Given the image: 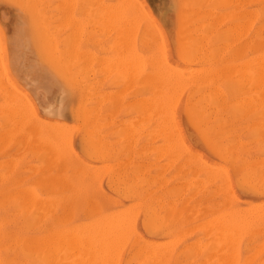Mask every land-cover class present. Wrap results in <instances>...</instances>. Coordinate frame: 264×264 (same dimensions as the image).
Listing matches in <instances>:
<instances>
[{"label": "rangeland", "instance_id": "1", "mask_svg": "<svg viewBox=\"0 0 264 264\" xmlns=\"http://www.w3.org/2000/svg\"><path fill=\"white\" fill-rule=\"evenodd\" d=\"M27 1L0 0V66L2 65L3 67L0 68V72L3 74V76H6L4 78L5 81H7L5 82L4 78L2 80L1 73L0 79L4 82L5 86L8 89H10V87H13L12 85H14L17 92L14 91L15 89L13 90V88H11L12 90L10 91L12 97L16 98L17 95H22L23 98V94H25L24 98H26V102L30 103V105L32 106L30 107V112L32 114L26 110L23 112L25 115L27 114V116L30 117L26 118L24 114H20L26 119L21 118L20 120H22V122L20 120L19 122H16L21 116H19L18 113L16 115L15 113H13V115H15L14 117L13 115L11 116L12 113L9 115L6 109L7 106L5 105L7 104V102H5L6 98L4 99L5 95H3L5 93L0 91V128L3 129H0V229L4 233L3 235H5V239L0 240V257L3 260L2 264H98L99 262V264H231L234 261V264H251L252 262H254V259L255 261H258V264H264V242L260 243L261 245L259 246H262L261 248L258 246V241H264V220H262L264 219V214H261L262 212L264 213V203H262L264 201V158L262 157L264 156V105L259 107V111L250 110L249 112H244V110L249 107L248 102H246L247 98L252 97L253 94L258 90V87L254 81V76L252 75L251 68L253 64L256 63L259 58H262L264 55V22L262 21L264 19L261 17H264V12L262 11L263 15H261L260 10L257 9V6H264V4H261L262 6L259 5L261 2L264 3V0H262L261 2L260 0H232L233 2H231V0ZM242 2L245 5L242 4ZM255 3H257L258 5H256ZM233 5L234 7L231 9L229 6ZM244 6L247 7L244 8ZM238 7L240 9H237ZM253 7L255 8V10L257 9V12L253 9ZM261 10L264 9L261 8ZM258 12L261 16L257 14ZM118 17L120 19H118ZM148 17H154L155 21L158 23L149 22ZM259 17H261L262 20ZM132 19H136V21H132ZM113 21H115L117 24L115 22L113 23ZM244 21H246L248 25H246V22ZM258 21L261 22L259 23ZM131 22L132 24L134 22L136 24L134 23V25H132ZM257 22L260 24V26L258 24L259 27H255V24L257 25ZM145 24H147V26ZM196 25H198V27ZM238 25L241 26L240 28L242 29L237 27ZM134 26L136 29L134 28ZM232 27L233 29H231ZM236 27L239 30L236 29ZM129 28H133L135 30L134 31L132 29V32L134 34ZM128 29L131 33L126 32ZM231 32L233 33L231 34ZM258 32H260L259 34L261 36H259ZM128 33L132 36V38L131 36L127 35ZM121 34H126V37H121ZM197 35L198 37H196ZM159 36L161 39L159 38ZM115 38H117V43L122 42V44H117ZM120 38L123 39L118 41V39ZM235 39L237 40L234 41ZM261 40H263V43H261ZM123 42L125 45L123 44ZM161 45H163V48L161 47ZM157 47H159L160 51L161 49L164 51L165 56L159 53L160 51ZM232 48L233 50H235L234 52L231 51ZM133 49L135 50L134 52H132L135 55V61H137L136 55L138 57L139 54V57H142L138 59L141 63L138 61L136 62V64H139V67H142L141 69H138V64H134L135 61L130 62L132 61L130 59L133 57H131L129 61L127 59L130 57L129 54H132L131 51H133ZM228 49H230V51ZM118 51H122L123 53L121 52V54ZM153 54H155V56H158L155 57L153 56ZM121 55L125 56H123L124 59L127 55H129L126 58L128 67L133 63L132 65L134 66H132V68H137L138 72L139 70H142L141 72H139V74L135 70V73L137 72V78L135 77L134 80H132V78H134L135 76V74L133 76L134 69L133 71H129L132 70V68L129 67V70H125H128V73L123 71V68L121 70L122 64L123 66L124 64L126 65V59L124 61L125 63H123ZM160 55L162 57H159ZM118 56L119 58H117ZM230 56L232 58H230ZM158 58L159 60H161L160 58H162L160 65H162L163 67H160L158 63L159 60L157 62ZM208 58L210 59V61ZM118 59H121V62L117 61ZM150 59H152L153 61L156 59V61L154 62H156L159 66L156 67L157 65ZM112 60H116L118 64L120 63L121 66H117V68L115 69L109 67V69L107 70L108 64L109 66L114 65L112 66L113 68L115 67V65H118L116 61L114 64V61ZM142 60L143 65L141 66ZM164 61L166 62L165 67L167 66L165 69H168V71L170 70L169 75L167 76L165 75V70H163ZM211 62H215L217 65L219 64L223 68L225 67V69L221 71L223 72L225 70V72L222 73L223 75H218L219 80L217 84L215 83L216 85H214L212 89L210 88L212 86L210 84L201 85L196 84L193 81L194 78L200 73L197 70L201 68L199 71L202 72V70L205 67H208ZM238 64H240V68L243 69H240ZM66 65H68L69 67H66ZM168 65L171 69L168 68ZM236 65H238V67ZM244 65H246V69L245 67H242ZM201 66L204 68H202ZM125 68L127 67L125 66ZM99 69H102V71H99ZM118 69L121 71L118 72ZM183 69L188 72L186 73ZM66 70L67 75L66 72H63ZM156 70H158L159 73ZM195 70L198 72V74ZM3 71H5V73H3ZM104 71H106L105 73L107 74V76L104 75ZM161 71L163 72L161 73ZM171 71L176 74L179 73L178 75L180 76H182L181 74L184 73L185 75L183 74V76L185 77H187V75L189 74V78H185L182 76L183 79L186 80V82L184 83L186 86L181 83L175 84L170 82L169 76L172 75ZM189 71H192L195 74L190 76ZM229 71L232 72L230 73ZM74 73L76 74L75 76ZM123 73H126V78ZM153 73L156 74L153 75ZM167 73L168 72H166V74ZM227 73H229L230 75ZM71 75H73V78H70ZM145 75L148 78L145 77ZM237 75H239L238 77L241 76L242 78H239L240 82L239 80H237ZM128 76L130 77V80ZM122 77H124L125 80ZM127 77L128 80L132 82L128 83V80H126ZM149 77H153V79ZM149 79H151L153 83L150 82L151 80L149 81ZM241 81H243V83ZM126 82L130 85H127ZM141 82H143V84ZM155 84H158V86L156 85V87ZM124 85L126 88L124 87ZM192 86H194L195 89ZM176 87L180 88L181 92H179L180 89L178 91ZM120 89H122V91L124 90V93H120ZM146 90L148 91L147 93ZM135 91H138V93L136 92V94ZM154 91L155 93H153ZM169 91H173V94L174 92H177V94L179 95L177 102H175V100L171 101L174 102L173 104L175 106H172L173 104L171 105V103H169L170 100L167 97L168 95H170L171 97L175 98L174 95L177 94L173 95L171 94V92L170 94H167V92ZM18 92L22 94H18ZM75 92H77V95H75ZM139 92L140 94H143L140 95ZM149 94L151 95V100L154 101H150L152 103L150 105V102H148V99L150 98L145 99V97H147ZM219 94H222L223 100L221 99V102L216 105L210 104L209 98H211L212 95L216 97ZM112 95H114L115 99L111 98L113 97ZM17 99H21V96H17ZM97 99H100L99 102ZM142 99H145L143 103H146L147 101L148 103L146 104H148L149 106H145V103L142 106ZM23 100H21V103ZM158 101L161 102V105L158 104ZM163 101L168 102L167 105L166 102ZM26 102H23V105H26ZM211 102L213 101L211 100ZM238 102L242 105H240ZM135 103L136 105H140H138L137 107L136 105L133 106ZM228 103H230L231 105ZM26 106L29 107V105ZM65 106H67L66 110L62 109L60 110L61 113L57 112V108H65ZM164 106L166 107L163 108ZM171 107H173V110L171 109ZM218 107L219 112L217 111ZM151 110L153 111L151 112ZM155 110H157L158 112L154 113ZM166 110L169 113L167 112V114L164 115V113H166ZM171 112L173 114V116H171L173 119L170 118L171 120L169 121L167 118L164 119L165 116L169 118ZM7 115H9V117ZM220 116L222 117V119L220 118ZM143 117L145 118L143 119ZM161 117L163 118V120ZM160 119L162 121H160ZM218 119H221V121H219ZM4 120L6 122L3 123L2 121ZM47 120L51 123H48ZM172 120L174 123L173 125L175 126L171 128L170 126H172ZM244 121L246 124L244 123ZM65 123L66 125L69 124L70 126H65ZM167 123L170 124L169 127H161L163 125L166 127L168 125ZM215 123H218L219 125H215ZM74 125H77L78 127H75ZM159 126L161 128H159ZM201 126H204L202 128H204V130L208 132L210 137L212 136V139L215 138L214 141H216L217 144L225 148L224 151L227 152L228 155H232L224 156V154L219 153L208 142L205 134L201 129ZM153 127L156 129H154ZM27 128L29 129L26 130ZM30 128H32V130H30ZM55 128L57 131H55ZM174 128L176 129V131L172 130ZM219 129L222 130L219 131ZM51 130L53 132L55 131V133H51ZM249 130L251 131L250 133ZM34 131L36 132V134L34 133ZM155 131H162L161 133L165 131V133L169 132V134L159 133L156 136L158 132ZM153 132H155L156 134L153 135ZM97 134H99L100 136ZM172 135L177 136V142H175L176 137H173L175 139V147H172L173 145H169L171 143L174 144L172 142L173 138L170 137ZM54 136L55 138H53ZM168 136L170 138H168L169 140L167 139ZM179 136L180 139L178 138ZM248 136L250 138H246ZM56 137L58 138L56 139ZM216 137L218 138V141ZM227 137L228 139L232 137V139L228 140ZM93 138L96 141L93 140ZM104 138H106V140ZM245 138L246 140H244ZM181 140L182 144L180 142ZM54 141H56V143L58 144L54 143ZM64 141L67 142V144L64 143ZM168 141H171V143H166ZM222 141H225V143L223 144ZM69 142L70 144L68 145ZM162 142L163 144L165 142L166 145H162ZM220 142H222V144H220ZM258 142L260 143L258 144ZM1 143L4 144V146L1 145ZM65 144L66 146H63ZM123 145H125V147ZM51 146H53V149L50 148ZM172 148L173 150H171ZM56 149L61 153L57 152ZM162 149H166L167 151H164ZM50 150L52 152H50ZM237 151L238 153H236ZM258 151H260L261 153L259 152V154H257ZM248 152L250 154H248ZM50 153L52 154V156ZM54 153L55 155H53ZM98 153H100L101 155ZM123 153H126V155H124L125 157L122 156ZM137 153L139 156L137 155ZM158 153H161V156H158ZM151 155L154 156L152 157ZM189 155L191 157L193 155L194 159ZM242 155L244 156V158L242 157ZM246 155L249 159L251 158V160L247 159ZM173 156H176L175 158L177 159H175ZM50 157L52 158L50 159ZM256 157H258V159ZM173 158L174 160L172 161ZM199 158L203 160L200 161L201 159L199 160ZM49 160L51 161V163ZM146 160L149 161V164ZM179 161L182 164H180ZM168 162H170L169 165ZM247 162H249V164L251 162V164L249 165ZM58 163H60V165ZM97 163H100L102 166ZM162 163L165 164V167H163ZM205 163H207V165ZM236 163L237 167L235 166ZM107 164L108 167H106ZM251 165H254L255 167H252ZM259 165L261 166L259 167ZM139 166L140 168H138ZM234 166L237 168V170L231 169ZM218 167L223 168L221 173V170L218 169ZM206 169L212 170V172H214V170H219V174L224 176L227 175L228 180L224 181L222 186L221 179L210 178L208 173H206L205 171ZM130 174L134 175L132 176ZM238 174H240L241 176ZM31 176L34 179H32ZM119 176H122V178L120 179ZM190 176L192 177V179H190ZM125 177H128L129 180L125 179ZM237 177L242 180L239 181ZM257 178L259 181L257 180ZM207 179H209V181ZM132 181L134 182L132 183ZM5 182L7 186L4 185ZM215 183H217V186ZM48 184L51 186H49ZM125 184L127 185V187H129L126 188ZM257 184L258 186L261 184V186L258 187ZM168 185L169 187L166 188V186ZM256 186L258 187V189ZM217 187L218 189H216ZM135 189L139 190L137 191L138 195L135 192ZM153 194H155L156 196ZM207 194H209L210 196ZM2 196H5L6 198ZM131 196H133V198ZM148 198L149 201H152L149 202ZM204 198L205 200H202ZM214 198L216 201H213ZM251 199L255 201L251 202ZM139 200L142 202H140ZM160 201L162 204L160 203ZM132 202H136L135 205L133 203L132 206ZM154 202L156 204H154ZM205 202L209 203H206V205H204ZM257 202H260L263 205ZM144 203L146 204V206L150 204V207L147 206V209ZM152 204H154V206ZM180 204L181 206H179ZM197 204L199 205V207H197ZM201 204L204 205V209L200 208ZM258 204L263 206H261L262 209ZM155 206L156 209H154ZM205 207L206 209L209 207L213 211L211 209V211L206 210ZM253 207H256L258 210L255 211L256 208H254L253 210ZM125 208L127 211L129 210L128 208H130L129 212L132 216L134 215L135 217H132L131 220L133 219L135 221L132 220L131 222V220L129 219L131 215L128 213L129 218L127 216L126 217L131 222V225L128 226L129 228H127V226L124 227V225L128 223L124 221V225H121V227L127 229L124 231H119L120 224L117 221L113 222L115 220H113V218H117L118 215L123 212V210H125ZM149 208L153 209L149 210ZM185 208L187 209V211H185ZM133 209L137 213H135ZM145 209L149 212L151 210H155V215H151L153 213L152 211V213L150 212L151 214L148 212L145 213ZM181 209H183V213L182 211H180ZM118 210L121 211L119 212ZM131 210L134 213L131 212ZM156 210H158L159 213ZM174 210H176V212ZM172 211L174 212L172 213ZM258 211L261 215L260 218L256 213ZM124 212L121 213L122 216H120L118 220L123 221V219L125 218L123 217ZM177 212L178 214L180 213L182 215L176 214ZM185 212H188V214L186 215H191V218L189 216H185ZM107 213H111V215L109 216ZM174 213L175 216H173ZM79 214L84 215V217L81 215L79 217ZM113 214H115V216ZM116 214L118 215L116 216ZM165 214L169 215L165 216ZM125 215H127V213H125ZM171 215L173 217H170ZM150 216H152V218H150ZM214 216L216 217V219H218L219 217L220 220L222 219V228L219 225L220 223H218L220 221L219 219L218 222L216 220L218 225L216 224V222L214 224ZM104 217L107 218L106 221ZM160 217H162L163 219L162 225V219ZM179 217L181 219H179ZM183 217H186V220ZM165 218H167V220H170V222L168 221V224H166L167 220ZM171 218H175L174 221L173 219L171 220ZM98 220L99 223L100 221H103L104 223L110 220L108 222H111L110 225L108 223H106V225L108 224L109 226H111V224L113 223L112 225L114 226V230H112L113 226L111 227V229H109V227H107L108 225L106 226L104 224L106 227L102 224L100 225L98 223ZM151 220L153 221L152 223ZM209 220L210 222L212 220L213 223L211 224ZM158 221H160V224L158 223ZM227 221L230 224H227ZM237 221L239 223L243 222L244 224H242L241 227H238L239 223L237 225ZM164 222L166 223L164 224ZM199 222H203L206 227H204L203 224L201 225ZM91 223H94V225L95 223L98 224V228L90 230L93 226V224ZM90 224L92 225L91 227H89ZM225 224H227V227L233 226L232 228L230 227V231L225 226ZM48 225L50 226L48 227ZM222 225L225 226L224 230L228 232H225V235L228 234L227 237L231 238V240L230 238L228 239V245V241L226 239L225 242H220V239L224 240V234H222L223 230H221L220 232L218 231L220 229H223ZM234 226L235 228L237 227V230L234 228ZM85 227L89 230L85 229ZM219 227L220 229H218ZM93 228H95V226ZM213 228L214 230H210ZM240 228L242 229L240 230ZM81 229H85V231ZM232 230L235 231V233H232ZM238 230H240V232ZM249 230L250 232H247ZM237 231L238 233H236ZM253 231L256 234L253 233ZM214 232L217 234L218 232L221 233V235L219 234L221 238L216 239V237H214L215 240L213 241V243H210V241L212 242L213 240L212 235L214 234ZM252 233L254 235L258 234L257 238L256 236H254L255 238L253 239ZM232 234L235 237H233ZM248 235L251 236L249 237ZM237 236L238 238L241 236L242 237L238 240ZM246 236H248L249 238H247L248 241L245 240ZM259 238L260 240H256ZM25 239L28 240L27 243L23 242V240ZM232 241L233 243L235 242L234 245L233 243H231ZM245 241H247L246 245L244 244ZM253 242H256V244L254 245ZM34 243L35 245H33ZM236 243L238 245H236ZM250 243L253 244L252 248H250ZM40 244L42 247L40 246ZM232 245L233 247H235L236 252L234 248L230 249ZM243 245H245L244 248H242ZM247 245L248 249L246 250ZM227 246H229L228 250ZM256 246H258V249H260L256 250ZM254 247H256L255 250H253ZM97 248L99 249V251ZM232 250L233 252H231ZM243 250H245V253L247 255L244 254ZM42 251H45V253ZM251 251L255 252L253 253ZM219 252H221L222 254H220ZM230 253L233 254V256L236 253V257L232 258V255H230ZM245 255L247 256V258ZM248 255L250 257H248ZM222 257L225 259V261H223L224 259ZM230 259H232V262L228 261ZM254 263L256 264V262Z\"/></svg>", "mask_w": 264, "mask_h": 264}, {"label": "bare ground", "instance_id": "2", "mask_svg": "<svg viewBox=\"0 0 264 264\" xmlns=\"http://www.w3.org/2000/svg\"><path fill=\"white\" fill-rule=\"evenodd\" d=\"M26 1H27V0H26ZM237 1H238V0H237ZM239 1H240V0H239ZM241 1H242V0H241ZM243 1H246V0H243ZM261 1H262V0H260V2H261ZM27 2H28V1H27ZM231 2H233V1L231 0ZM247 2H248V1H247ZM227 3H228V2H227ZM239 3H240V2H239ZM258 3H259V2H258ZM237 4H238V3H237ZM237 4H236V6H237ZM240 4H241V3H240ZM242 4H244V3L242 2ZM255 4L258 5L257 3H255ZM261 4H264V3L261 2L259 5H261ZM234 5H235V4H234ZM234 5H233V6H229V7L232 9V8L234 7ZM244 5H245V4H244ZM256 5H255V6H256ZM236 6H235V7H236ZM240 6H241V5H240ZM247 6H248V5H247ZM247 6H244V8L247 7ZM261 6H262V5H261ZM257 7H258L257 9L260 10L261 15H263L264 13L262 14V11L264 12V10H261V8L264 9V6H263V7L257 6ZM259 7H260V8H259ZM230 8H229V9H230ZM244 8H241V9H244ZM30 9H31V7H30ZM30 9H29V10H30ZM237 9H240V8L238 7ZM237 9H236V12H237ZM246 9H247V8H246ZM250 9H251V8H250ZM250 9H249V10H250ZM253 9L255 10L254 7H253ZM253 9H251V10H253ZM257 9L255 10L256 12H257ZM234 10H235V9H234ZM247 10H248V9H247ZM247 10H246V11H247ZM254 10H253V11H254ZM230 11H231V10H230ZM243 11H244V10H243ZM233 12H234V11H233ZM238 13H239V10H238ZM246 14H247V13H246ZM257 14H259V12H258ZM243 15H245V14H243ZM253 15H254V13H253ZM259 15H260V14H259ZM261 15H260V16H261ZM196 16H197V15H196ZM233 16H234V15H233ZM115 17H116V16H115ZM245 17H246V16H245ZM261 17L264 19L263 16H261ZM261 17H259V18L261 19ZM111 18H112V16H111ZM113 18H114V17H113ZM126 18H127V17H126ZM132 18H133V17H132ZM191 18H192V17H191ZM256 18H257V17H256ZM116 19H117V18H116ZM118 19H120V18L118 17ZM118 19H117V20H118ZM130 20H131V19H130ZM235 20H237V19H235ZM241 20H242V19H241ZM261 20H262V19H261ZM115 21H116V20H115ZM115 21H113V23H114ZM121 21H123V20H121ZM128 21H129V20H128ZM132 21H136V19H132ZM246 21H247V20H246ZM246 21H244V22H246ZM249 21H250V20H249ZM262 21L264 22V20H262ZM117 22H119V21H117ZM126 22H127V21H126ZM258 22H259V21H258ZM258 22H257V25L255 24V27H256V26H257V27L260 26L259 23H260L261 21H260L259 23H258ZM263 22H262V24H263ZM115 23H116V22H115ZM134 23H135V22H134ZM134 23L132 24V22H131L132 25H134ZM249 23H250V22H249ZM116 24H117V23H116ZM128 24H129V23H128ZM131 24H130V25H131ZM135 24H136V23H135ZM139 24H140V23H139ZM149 24H150V23H149ZM149 24H148V25H149ZM258 24H259V26H258ZM125 25H126V24H125ZM145 25L147 26V24H145ZM145 25H144V26H145ZM199 25H200V24H199ZM246 25H248L247 22H246ZM153 26H155V25H153ZM196 26L198 27V25H196ZM196 26H194V27H196ZM114 27H115V26H114ZM130 27H131V26H130ZM132 27H133V26H132ZM141 27H142V25H141ZM150 27H151V26H150ZM237 27L240 28L241 26L238 25ZM237 27H236V29H238ZM244 27H245V26H244ZM246 27H247V26H246ZM134 28H135V26H134ZM211 28H212V27H211ZM234 28H235V27H234ZM129 29H130L131 32H132V29H133V28H132V29L129 28ZM129 29H128V30H129ZM135 29H136V28H135ZM155 29H156V28H155ZM221 29H222V28H221ZM231 29H233V27H232ZM240 29H242V28H240ZM246 29H247V28H246ZM255 29H256V28H255ZM128 30H127L126 32H130V30H129V31H128ZM133 30H134V29H133ZM156 30H157V29H156ZM203 30H204V29H203ZM208 30H209V28H208ZM212 30H213V29H212ZM238 30H239V29H238ZM262 30H263V29H262ZM134 31H135V30H134ZM204 31H205V30H204ZM233 31H234V30H233ZM257 31H258V30H257ZM38 32H39V31H38ZM42 32H43V31H42ZM131 32H130V33H131ZM211 32H212V31H211ZM247 32H248V31H247ZM255 32H256V31H255ZM132 33H133V32H132ZM135 33H136V32H135ZM196 33H197V32H196ZM200 33H201V32H200ZM232 33H233V32H231V34H232ZM235 33H236V32H235ZM253 33H254V32H253ZM259 33H260V32H258V34H259ZM38 34H39V33H38ZM122 34H123V33H122ZM122 34H121V35H122ZM133 34H134V33H133ZM251 34H252V33H251ZM258 34H257V35H258ZM45 35H46V34H45ZM125 35H126V34L122 35L121 37H123V36H125ZM127 35H129V33H128ZM159 35H160V34H159ZM237 35H238V34H237ZM248 35H249V34H248ZM129 36H131V35H129ZM242 36H243V35H242ZM259 36H261V35L259 34ZM262 36H263V34H262ZM125 37H126V36H125ZM137 37H138V36H137ZM196 37H198V35H197ZM228 37H229V36H228ZM235 37H236V36H235ZM248 37H249V36H248ZM250 37H251V36H250ZM42 38H43V37H42ZM129 38H130V37H129ZM131 38H132V36H131ZM159 38H160V36H159ZM193 38H195V37H193ZM122 39H123V38H122ZM122 39L120 38V39H118V41H119V40H122ZM125 39H126V38H125ZM156 39H157V38H156ZM160 39H161V38H160ZM115 40H116V43H117V38H115ZM126 40H127V39H126ZM129 40H130V39H129ZM198 40H199V39H198ZM215 40H216V39H215ZM229 40H230V39H229ZM236 40H237V39H235L234 41H236ZM123 41H124V40H123ZM158 41H159V40H158ZM160 41H162V40H160ZM251 41H252V40H251ZM251 41H250V42H251ZM113 42H114V41H113ZM113 42H112V43H113ZM124 42H125V41H124ZM124 42H123V44H124ZM137 42H138V41H137ZM133 43H134V42H133ZM145 43H146V42H145ZM234 43H235V42H234ZM251 43H252V42H251ZM253 43H254V41H253ZM261 43H263V40H261ZM117 44H122V42H121V43H117ZM130 44H131V43H130ZM130 44H129V45H130ZM160 44H161V43H160ZM230 44H231V43H230ZM124 45H125V44H124ZM205 45H206V44H205ZM218 45H219V44H218ZM218 45H217V47H218ZM235 45H236V44H235ZM249 45H250V44H249ZM132 46H134V45H132ZM157 46H159V45H157ZM91 47H93V46H91ZM99 47H100V46H99ZM106 47H107V46H106ZM115 47H116V46H115ZM115 47H114V48H115ZM124 47H126V46H124ZM127 47H128V46H127ZM143 47H144V46H143ZM161 47L163 48V45H161ZM187 47H188V46H187ZM212 47H213V46H212ZM224 47H225V46H224ZM104 48H105V47H104ZM108 48H109V47H108ZM112 48H113V47H112ZM131 48H132V47H131ZM157 48H158V50L160 51L159 47H157ZM93 49H94V48H93ZM124 49H125V48H124ZM186 49H187V48H186ZM192 49H193V48H192ZM204 49H205V48H204ZM216 49H217V48H216ZM96 50H97V48H96ZM96 50H95V51H96ZM98 50H99V49H98ZM193 50H194V49H193ZM228 50L230 51V49H228ZM238 50H239V49H238ZM253 50H254V49H253ZM95 51H94V52H95ZM105 51H106V50H105ZM122 51H123V50H122ZM122 51H121V52H122ZM130 51H131V50H130ZM130 51H129V52H130ZM134 51H135V50L133 49V51H131V53L134 52ZM154 51H155V50H154ZM161 51H162L163 53H162ZM161 51H160L159 53H161L162 55H164V51H163L162 49H161ZM194 51H195V50H194ZM203 51H205V50H203ZM231 51L234 52L235 50H233V48H232ZM248 51H249V50H248ZM250 51H251V50H250ZM118 52H119V51H118ZM121 52H119V53H121ZM139 52H140V51H139ZM113 53H114V52H113ZM116 53H117V52H116ZM122 53H123V52H122ZM122 53H121V54H122ZM124 53H125V52H124ZM136 53H137V52H136ZM193 53H195V52H193ZM209 53H210V52H209ZM217 53H218V52H217ZM226 53H227V52H226ZM248 53H249V52H248ZM125 54H126V53H125ZM128 54H129V53H128ZM215 54H216V53H215ZM81 55H82V54H81ZM99 55H100V54H99ZM129 55H130V57L127 58ZM129 55L126 56V58L128 59V61H129V59H130L131 57H133V58L130 59V60H132V61H130V62L135 61V59H134L135 55H134L133 53H132V54H129ZM131 55H133V56H131ZM200 55H201V54H200ZM213 55H214V54H213ZM219 55H220V54H219ZM229 55H230V54H229ZM121 56H122V55H121ZM123 56H124V55H123ZM123 56H122L121 59H123V60H122L123 63L126 62V65L124 64V66H123V64H122V66H123V67H122V66L120 65V63L118 64L117 61L121 62V59H120V60L118 59L117 61H116V60H112V61H114V64H115V61H116L118 65H115V67L113 68L112 66H114V65L109 66V64H108V68H107V70L109 69V67H111L112 69H115V68H117V66H121V70H122V68H123V71H125L126 69L129 70V67L132 68V66H134V65H132L133 63L131 64V66L129 65V67H128V66H127V59L125 58V59H126V61H125V59L123 58ZM153 56H155V54H153ZM157 56H158V55H157ZM157 56H155V57H157ZM164 56H165V55H164ZM164 56H163V57H164ZM208 56H210V55H208ZM208 56H207V57H208ZM225 56H226V55H225ZM225 56H224V57H225ZM227 56H228V55H227ZM124 57H125V56H124ZM138 57H139V54H138ZM138 57H137V55H136V58H137L136 60H137L138 62H140V60H138V59H140V58H142V57H139V58H138ZM150 57H151V55H150ZM150 57H149V58H150ZM159 57H162V56L160 55ZM218 57H219V56H218ZM117 58H119V56H118ZM117 58H116V59H117ZM153 58H154V57H153ZM201 58H202V57H201ZM228 58H229V57H228ZM230 58H232V57L230 56ZM99 59H100V58H99ZM160 59L162 60V58H160ZM204 59H205V58H204ZM208 59H209V58H208ZM214 59H216V58H214ZM214 59H212V60H214ZM218 59H219V58H218ZM225 59H226V58H225ZM243 59H244V58H243ZM147 60H148V59H147ZM147 60H146V61H147ZM150 60H152V59H150ZM158 60H159V58L157 59V62H158ZM161 60H159V62H158L159 65L161 64ZM163 60H164V58H163ZM199 60H200V59H199ZM222 60H223V59H222ZM124 61H125V62H124ZM137 61H135L134 64H136ZM152 61H153V60H152ZM152 61H151V62H152ZM154 61H156V59H155ZM154 61H153V62H154ZM201 61H202V60H201ZM204 61H205V60H204ZM204 61H203V62H204ZM209 61H210V59H209ZM219 61H220V60H219ZM203 62H202V64H203ZM246 62H247V61H246ZM104 63H105V62H104ZM104 63H103V64H104ZM140 63H141V62H140ZM154 63L157 65L156 62H154ZM165 63H166V62L164 61V69H163V70H165V75L167 76V75H169V71H170V70L168 71V69H165V68L167 67V66L165 67ZM195 63H196V62H195ZM200 63H201V62H200ZM68 64H69V63H68ZM105 64H106V63H105ZM110 64H111V63H110ZM129 64H130V63H129ZM137 64H138V63H137ZM137 64H136V65H137ZM149 64H150V63H149ZM152 64H153V63H152ZM167 64H169V63H167ZM167 64H166V65H167ZM208 64H209V63H208ZM222 64H223V63H222ZM242 64H243V63H242ZM54 65H55V64H54ZM82 65H83V64H82ZM136 65H135V66H136ZM142 65H143V60H142V64H141V66H142ZM146 65H147V64H146ZM159 65H157L156 67H158ZM238 65H239V68H240V64H238ZM238 65H236V66L238 67ZM67 66H68V65H66V67H67ZM76 66H77V65H76ZM78 66H79V65H78ZM100 66H101V65H100ZM104 66H105V65H104ZM125 66H126L127 68H125ZM137 66H138V69H139V68H140V69L142 68V67H139V64H138ZM161 66H162V65H160V67H161ZM204 66H205V65H204ZM206 66H207V65H206ZM1 67H2V65L0 66V68H1ZM68 67H69V66H68ZM81 67H82V66H81ZM95 67H96V66H95ZM102 67H103V65H102ZM102 67H101V68H102ZM106 67H107V66H106ZM162 67H163V66H162ZM171 67H172V66H171ZM201 67H202V66H201ZM242 67H245V69H246V65H244V66H242ZM2 68H3V67H2ZM99 68H100V67H99ZM118 68H119V67H118ZM124 68H125V69H124ZM131 68H130V69H131ZM168 68H170L169 65H168ZM172 68H173V67H172ZM176 68H178V67H176ZM176 68H175V69H176ZM192 68H193V67H192ZM198 68H199V67H198ZM202 68H204V67H202ZM227 68H228V66H227ZM227 68H226V69H227ZM233 68H234V67H233ZM112 69H111V70H112ZM133 69H134V73H133V72H132V73H133V76H134V74H135V76H134V78H132V80H134L135 77L137 78V72H138V71H137L138 69L135 68V67H133L132 70H129V71H133ZM152 69H153V67H152ZM152 69H151V70H152ZM170 69H171V68H170ZM195 69H197V68H195ZM200 69H201V68H199V69L197 70L198 72H200L199 74H198V72L195 70L196 73H197L198 75H197V76L195 75L196 77L194 78L193 81H194L196 84H201V85H207V84H210V85H212V86L210 87L211 89H212V87H214V85L217 84V82H218V80H219L218 75H223L222 73L225 72V70H224L223 72H221L223 69H225V67L223 68V67L220 66L219 64L217 65L215 62H211V63L209 64L208 67H205V68L202 70V72L199 71ZM240 69H243V68H240ZM251 69H252V75L254 76V81H255V83H256V85H257V87H258V90L253 94L252 97H248V98H247L246 102H248L249 107H248L246 110H244V112H249L250 110H251V111H259V107L262 106V105H264V55H263L262 58H259V60H258L256 63L253 64V66H252ZM58 70H59V69H58ZM75 70H76V69H75ZM80 70H81V69H80ZM82 70H83V68H82ZM121 70L118 69V72H120ZM128 70H127V71H128ZM135 70L137 71L136 73H135ZM151 70H150V71H151ZM161 70H162V69H161ZM176 70H177V69H176ZM183 70H185V69H183ZM187 70H188V68H187ZM189 70H191V69H189ZM231 70H233V69H231ZM56 71H57V70H56ZM71 71H72V69H71ZM99 71H102V69H99ZM113 71H114V70H113ZM113 71H112V72H113ZM127 71H125V72L128 73L129 71H128V72H127ZM141 71H142V70H141ZM141 71L139 70V72H141ZM156 71L158 72V70H156ZM195 71H194V72H195ZM239 71H240V70H239ZM61 72H62V71H61ZM63 72H66V75H67V70H66V71H63ZM69 72H70V71H69ZM105 72H106V71H104L103 73H104V75L107 76V74H106ZM108 72H109V71H108ZM139 72H138V74H139ZM153 72H154V70H153ZM162 72H163V71H161V73H162ZM166 72H168V73L166 74ZM171 72H172V71H171ZM179 72H180V71H179ZM185 72L187 73L188 71L185 70ZM189 72H190V76L193 75V74H195V73H193L192 71H189ZM191 72H192V74H191ZM227 72H228V71H227ZM229 72H230V71H229ZM231 72H232V71H231ZM231 72H230V73H231ZM0 73H1V72H0ZM3 73H5V71H3ZM126 73H123V75L125 76ZM132 73H130V74H132ZM158 73H159V72H158ZM1 74H2V73H1ZM85 74H86V73H85ZM130 74H129V76H130ZM154 74H156V73H153V75H154ZM178 74H179V73L176 74V73H173V72H172V75L169 76V81L172 82V83H175V84H176V83H177V84H178V83H181V84L185 85L184 83L186 82V80L183 79V77H185V76H183L184 73L181 74L183 77L180 76V75H178ZM227 74H229V73H227ZM227 74H226V75H227ZM63 75H64V74H63ZM75 75H76V74L74 73V76H75ZM82 75H83V73H82ZM148 75H149V74H148ZM160 75H162V74H160ZM184 75H185V74H184ZM186 75H187V74H186ZM224 75H225V74H224ZM229 75H230V74H229ZM1 76H2V80H3L4 77H6L5 75L3 76V74H2ZM85 76H86V75H85ZM90 76H91V75H90ZM121 76H122V74H121ZM129 76H128V77H129ZM131 76H132V75H131ZM133 76H132V77H133ZM150 76H151V75H150ZM158 76H159V75H158ZM188 76H189V74L187 75V77H188ZM238 76H239V75H237V77H238ZM79 77H80V76H79ZM101 77H102V76H101ZM112 77H113V76H112ZM128 77H127L126 80H128ZM143 77H144V76H143ZM143 77H142V79H143ZM145 77H147V76L145 75ZM181 77H182V78H181ZM187 77H185V78H187ZM193 77H194V76H193ZM223 77H224V76H223ZM70 78H73V75H71ZM77 78H78V77H77ZM82 78H83V77H82ZM94 78H95V77H94ZM105 78H106V77H105ZM116 78H117V77H116ZM122 78H124V77H122ZM125 78H126V76H125ZM125 78H124V80H125ZM147 78H148V77H147ZM149 78H151V77H149ZM188 78H189V77H188ZM220 78H221V76H220ZM227 78H228V77H227ZM234 78H235V77H234ZM239 78H241V76L238 77V79H237V78H236V79L239 80ZM86 79H87V78H86ZM92 79H93V78H92ZM92 79H91V80H92ZM113 79H114V78H113ZM139 79H140V77H139ZM151 79H153V77H152ZM151 79H149V81H150ZM182 79H183V82H182ZM190 79H191V78H190ZM192 79H193V78H192ZM225 79H226V78H225ZM236 79H235V80H236ZM241 79H242V78H241ZM2 80L0 79V91L3 92V93H5V94H3V95L6 96V97L4 96V99L6 98V99H5V102H7V104H5V105L7 106L6 109H7V112L9 113V115L12 113V114H11V116H12L13 113H15V115L18 113L19 116H21L20 114L23 115V114H24L23 112H24L25 110H26V111H29V113H31V112H30V111H31V110H30V107H32V106L30 105V103H27V102H26V98H24V97H25V94H23V96H24V97H23L24 100H23V98H22V95H17V93H16V95H17V96H21V99L18 100V99H17V96H16V98L12 97V95H11V91H10V90H12L11 88H13V90L15 89L14 85H12L13 87H10V89H8V88L5 86V84H4V82H3ZM77 80H78V79H77ZM129 80H130V77H129ZM129 80L127 81L128 83H129V82H132V81H129ZM184 80H185V81H184ZM4 81H5V78H4ZM6 81H7V80H6ZM6 81H5V82H6ZM72 81H73V79H72ZM89 81H90V80H89ZM144 81H145V80H144ZM193 81H192V82H193ZM243 81H244V80H243ZM243 81H241V82L243 83ZM10 82H11V81H10ZM79 82H80V81H79ZM118 82H119V81H118ZM127 82H126V83H127ZM150 82H152V80H151ZM165 82H166V81H165ZM190 82H191V81H190ZM236 82H237V81H236ZM239 82H240V80H239ZM89 83H90V82H89ZM89 83H87V84H89ZM126 83H125V84H126ZM128 83H127V85H130V84H128ZM134 83H135V81H134ZM141 83L143 84V82H141ZM141 83H140V85H141ZM152 83H153V82H152ZM158 83H159V82H158ZM195 83H194V84H195ZM215 83H216V84H215ZM8 84H9V83H8ZM77 84H78V83H77ZM87 84H85V85H87ZM121 84H124V83H121ZM138 84H139V82H138ZM150 84H151V83H150ZM188 84H189V83H188ZM196 84H195V85H196ZM237 84H238V83H237ZM237 84H236V85H237ZM246 84H247V83H246ZM132 85H133V83H132ZM152 85H154V84H152ZM156 85L158 86V84H155V86H156ZM159 85H160V84H159ZM179 85H180V84H179ZM9 86H10V85H9ZM104 86H105V85H104ZM157 86H156V87H157ZM164 86H165V85H164ZM168 86H169V85H168ZM171 86H172V85H171ZM177 86H178V85H177ZM180 86H181V85H180ZM185 86H186V85H185ZM241 86H242V84H241ZM74 87H75V86H74ZM76 87H77V86H76ZM94 87H95V86H94ZM124 87H125V85H124ZM127 87H128V86H127ZM192 87L194 88V86H192ZM122 88H123V87H122ZM125 88H126V87H125ZM129 88H131V87H129ZM160 88H161V87H160ZM176 88H177V87H176ZM240 88H241V87H240ZM240 88H239V89H240ZM76 89H78V88H76ZM79 89H80V88H79ZM82 89H84V88H82ZM88 89H89V88H88ZM157 89H158V88H157ZM179 89H180V88H177L178 91H179ZM194 89H195V88H194ZM208 89H209V88H208ZM120 90H121V92L119 91L120 93H122V92L124 91V90L122 91V89H120ZM140 90H141V88H140ZM171 90H173V89H171ZM174 90H176V89H174ZM189 90H190V89H189ZM196 90H197V89H196ZM230 90H231V89H230ZM14 91H16V89H15ZM80 91H81V90H80ZM80 91H79V92H80ZM133 91H134V90H133ZM16 92H17V91H16ZM88 92H89V91H88ZM119 92H118V93H119ZM136 92L138 93V91H135V93H136ZM144 92H145V90H144ZM147 92H148V91L146 90V93H147ZM157 92H158V91H157ZM160 92H161V91H160ZM170 92H171V94H173V91H169V92H167V94H168V93L170 94ZM179 92H181V89H180ZM191 92H192V91H191ZM209 92H210V91H209ZM75 93H76L75 95H77V92H75ZM120 93H119V94H120ZM123 93H124V92H123ZM137 93H136V94H137ZM153 93H155V91H154ZM153 93H152V94H153ZM1 94H2V93H1ZM18 94H22V93L18 92ZM139 94H140V92H139ZM141 94H143V93H141ZM141 94H140V95H141ZM159 94H160V93H159ZM165 94H166V93H165ZM174 94H177V92H176V93L174 92ZM174 94H173V95H174ZM72 95H74V94H72ZM146 95H147V94H146ZM149 95H150V94H149ZM149 95H148V96H149ZM153 95H154V94H153ZM163 95H164V94H163ZM180 95H181V93H180ZM200 95H201V94H200ZM79 96H80V95H79ZM83 96H84V95H83ZM112 96H113V97H111V98H114V95H112ZM144 96H145V95H144ZM148 96L145 97V99H146V98L148 99V98L151 97V95H150L149 97H148ZM178 96H179L178 94H177V95H174L175 98H173V97H171L170 95H168L167 98L170 100L169 103H171V105H172L174 102H171V101H173V100H175V102H177V99L179 98ZM189 96H190V94H189ZM224 96H225V95H224ZM11 97H12V98H11ZM139 97H140V96H139ZM206 97H207V96H206ZM246 97H247V96H246ZM127 98H128V97H127ZM141 98H142V97H141ZM167 98H166V101H167ZM189 98H190V97H189ZM213 98H215V99H213ZM222 98H223L222 94H219V95H217L216 97H214V96L212 95V97L209 98V103H210V104H214V105L219 104V103L221 102V99H222ZM224 98H225V97H224ZM8 99H9V100H8ZM76 99H77V97H76ZM85 99H86V98H85ZM104 99H105V98H104ZM114 99H115V98H114ZM118 99H119V98H118ZM145 99H142V103L139 102V103H141L142 106H143V104L145 103V102L143 103V101H145ZM241 99H242V98H241ZM21 100H23L22 103H21ZM97 100H98V99H97ZM99 100H100V99H99ZM99 100H98V102H99ZM126 100H127V99H126ZM153 100H154V99H153ZM159 100H160V99H159ZM192 100H194V99H192ZM195 100H196V99H195ZM211 100H212L213 102H211ZM222 100H223V99H222ZM83 101H84V100H83ZM150 101H152L151 98L148 99V102H150ZM166 101H163V102H166ZM188 101H189V100H188ZM227 101H228V100H227ZM227 101H226V102H227ZM230 101H231V100H230ZM234 101H235V99H234ZM242 101H243V100H242ZM23 102H24V103L26 102V103H27L26 105H29V107L26 106L25 104H24V105H25V106H24V105H23ZM74 102H75V101H74ZM148 102L146 101V103H148ZM152 102H154V101H152ZM158 102H159V101H158ZM239 102H240V100H239ZM239 102H238V103H239ZM81 103H83V102H81ZM146 103H145V106L148 105V104H146ZM160 103H161V102H159L158 104L161 105ZM167 103H168V102H166V105H167ZM70 104H71V103H70ZM132 104H133V103H132ZM150 104H152V103L150 102L149 105H150ZM153 104H154V103H153ZM228 104H230V103H228ZM239 104L242 105L241 103H239ZM22 105H23V106H22ZM72 105H73V104H72ZM74 105H75V104H74ZM135 105H136V103H135L133 106H135ZM138 105H140V104H137L136 107H137ZM149 105H148V106H149ZM188 105H189V104H188ZM214 105H212V106H214ZM222 105H223V104H222ZM230 105H231V104H230ZM60 106H61V105H60ZM172 106H175V105L173 104ZM238 106H239V105H238ZM24 107H25V108H24ZM26 107H28L29 109L26 108ZM66 107H67V106H65V108H64V107H63V108H57V109L59 110V111L57 110V112L61 113L60 110H62V109H63V110H64V109L66 110ZM165 107H166V106H164L163 108H165ZM4 108H5V106H4ZM71 108H72V107H71ZM73 108H74V107H73ZM80 108H81V107H80ZM87 108H89V107H87ZM139 108H140V107H139ZM46 109H48V108H46ZM78 109H79V108H78ZM84 109H85V108H84ZM136 109H137V108H136ZM142 109H144V108H142ZM147 109H148V108H147ZM166 109H168V108H166ZM171 109L173 110V107H171ZM214 109H215V108H214ZM218 109H219V107L217 108V111H218ZM239 109H241V108H239ZM68 110H69V109H68ZM76 110H77V109H76ZM134 110H135V109H134ZM149 110H150V108H149ZM162 110H164V109H162ZM48 111H49V110H48ZM152 111H153V110H151V112H152ZM170 111H171V110H170ZM211 111H212V110H211ZM213 111H214V110H213ZM217 111H216V112H217ZM227 111H228V110H227ZM51 112H53V111H51ZM62 112H63V111H62ZM65 112H66V111H65ZM143 112H144V110H143ZM155 112H158V111L155 110L154 113H155ZM167 112H168V111L166 110V113H164V115L167 114ZM200 112H201V111H200ZM218 112H219V111H218ZM225 112H226V111H225ZM8 113H6V114H8ZM26 113H27V112H26ZM29 113H28V114H29ZM33 113H34V112H33ZM86 113H87V112H86ZM145 113H146V112H145ZM168 113H169V112H168ZM211 113H212V112H211ZM213 113H214V112H213ZM223 113H224V112H223ZM223 113H222V114H223ZM31 114H32V113H31ZM83 114H85V113H83ZM162 114H163V112H162ZM224 114H225V113H224ZM226 114H227V113H226ZM236 114H237V113H236ZM9 115H7V116L9 117ZM15 115H13V117H14ZM59 115H60V114H59ZM59 115H57V116H59ZM136 115H137V114H136ZM159 115H160V114H159ZM245 115H246V114H245ZM3 116H4V115H3ZM17 116H18V115H17ZM24 116H26V118H27V117H30V116H27V114H26V115L24 114ZM24 116H23V117H22V116L19 117L18 121H16V122H19V120H20L21 118L26 119ZM92 116H93V114H92ZM142 116H143V115H142ZM147 116H149V115H147ZM152 116H153V113H152ZM154 116H155V114H154ZM160 116H161V115H160ZM160 116H159V118H160ZM162 116H163V115H162ZM169 116H170L169 118H168L167 116H165L164 119L167 118L168 121L171 120L170 118H172L171 116H173L172 112H171V115H169ZM224 116H225V115H224ZM228 116H229V115H228ZM259 116H260V115H259ZM5 117H6V116H5ZM5 117H4V119H5ZM76 117H77V116H76ZM88 117H89V116H88ZM126 117H127V116H126ZM145 117H146V116H145ZM145 117H143V119H144ZM82 118H83V117H82ZM90 118H92V117H90ZM157 118H158V117H157ZM159 118H158V119H159ZM161 118H162V117H161ZM220 118L222 119L221 116H220ZM10 119H11V117H10ZM10 119H9V120H10ZM13 119H14V118H13ZM172 119H173V118H172ZM221 119H220V120L218 119V120L221 121ZM6 120H7V119H6ZM41 120H42V118H41ZM140 120H141V119H140ZM162 120H163V118H162ZM162 120L160 119V121H162ZM20 121L22 122V120H20ZM47 121H48V120H47ZM86 121H87V120H86ZM86 121H85V122H86ZM156 121H157V120H156ZM158 121H159V120H158ZM2 122L4 123V122H6V121L4 120V121H2ZM82 122H83V121H82ZM90 122H92V121H90ZM224 122H225V121H224ZM46 123H47V122H46ZM48 123H51V122L48 121ZM133 123H134V122H133ZM220 123H221V122H220ZM244 123H245V121H244ZM250 123H251V122H250ZM19 124H20V123H19ZM19 124H18V125H19ZM60 124H61V122H60ZM72 124H73V123H72ZM72 124H71V125H72ZM82 124H85V123H82ZM96 124H97V123H96ZM134 124H135V123H134ZM145 124H146V123H145ZM157 124H158V123H157ZM167 124H168V125H167ZM167 124H165V125H167L166 127H165L164 125L161 126V127H162V128H167V127H169L170 124H169V123H167ZM171 124H172V126H170L171 128H172L173 126H175V125H173V124H174V123H173V120H172V123H171ZM208 124H209V123H208ZM213 124H214V123H213ZM224 124H225V123H224ZM241 124H243V123H241ZM241 124H240V125H241ZM245 124H246V123H245ZM252 124H253V123H252ZM18 125H17V126H18ZM49 125H50V124H49ZM52 125H53V123H52ZM56 125H57V124H56ZM56 125H55V127H56ZM58 125H59V124H58ZM67 125H69V124H67ZM67 125H66V123H65V126H67ZM87 125H88V124H87ZM128 125H129V124H128ZM215 125H219V124H218V123H215ZM215 125H213V126H215ZM238 125H239V124H238ZM250 125H251V124H250ZM263 125H264V124H263ZM69 126H70V125H69ZM74 126H75V127H78L77 125H74ZM85 126H86V125H85ZM142 126H143V125H142ZM144 126H145V125H144ZM251 126H252V125H251ZM251 126H250V127H251ZM15 127H16V125H15ZM122 127H123V126H122ZM126 127H127V125H126ZM161 127L159 126V128H161ZM202 127H204V126H201V129H202L203 133L205 134L206 139L208 140V142H209V143H210V144H211V145H212V146H213V147H214L219 153L224 154V156H230V155H232V154L228 155L227 152L224 151L225 148H224L223 146L217 144L216 141H214L215 138L212 139V136L210 137V135L208 134V132L205 131L204 128H202ZM227 127H229V126H227ZM236 127H237V125H236ZM32 128H34V127H32ZM32 128H30V130H32ZM73 128H74V127H73ZM73 128H71V129H73ZM84 128H85V127H84ZM95 128H96V127H95ZM151 128H152V127H151ZM153 128H154V127H153ZM209 128H210V127H209ZM221 128H222V127H221ZM255 128H257V127H255ZM0 129H2V128H0ZM28 129H29V128H27L26 130H28ZM48 129H49V128H48ZM50 129H51V127H50ZM90 129H91V128H90ZM108 129H109V128H108ZM138 129H139V128H138ZM154 129H156V128H154ZM206 129H207V128H206ZM210 129H211V128H210ZM2 130H3V129H2ZM15 130H16V129H15ZM37 130H38V129H37ZM53 130H54V129H53ZM57 130H58V127H57ZM57 130H56V128H55V131H57ZM84 130H85V129H84ZM172 130H175V131H176L175 128L172 129ZM177 130H178V129H177ZM212 130H213V129H212ZM221 130H222V129H221ZM221 130L219 129V131H221ZM35 131H36V130H35ZM35 131H34V133L36 134ZM55 131L53 132V131L51 130V133H52V132L55 133ZM59 131H61V130H59ZM230 131H231V130H230ZM30 132H31V131H30ZM63 132H64V131H63ZM84 132H85V131H84ZM145 132H146V131H145ZM155 132H158V133L156 134ZM155 132H153L152 134H153V135L156 134V136H157L159 133H160V134H164V133H165V131H164L163 133H161L162 131H161V132H159V131H155ZM231 132H232V131H231ZM235 132H236V131H235ZM250 132H251V131L249 130V133H250ZM82 133H83V132H82ZM89 133H90V132H89ZM98 133H99V132H98ZM222 133H223V132H222ZM249 133H248V134H249ZM252 133H253V132H252ZM0 134H1V133H0ZM59 134H62V133H59ZM94 134H95V131H94ZM104 134H105V133H104ZM165 134H169V132H166ZM177 134H178V131H177ZM248 134H247V135H248ZM31 135H33V134H31ZM82 135H83V134H82ZM86 135H87V134H86ZM97 135H99V134H97ZM97 135H96V136H97ZM213 135H214V134H213ZM253 135H254V134H253ZM0 136H1V135H0ZM55 136H56V135H55ZM55 136H54L53 138H55ZM63 136H65V135H63ZM84 136H85V135H84ZM99 136H100V135H99ZM159 136H160V135H159ZM249 136H250V135H249ZM249 136L246 137V138H250ZM5 137H6V136H5ZM92 137H93V136H92ZM92 137H90V138H92ZM125 137H126V136H125ZM152 137H153V136H152ZM161 137H162V136H161ZM163 137H164V136H163ZM170 137H172V138H173V137H176V140L173 138V141H172L174 144H172L171 141H168V142H166V143H169V142H170L171 144H169V145H171V146L173 145L172 147H175L174 145H175V142H177V136H173V135H172V136H170ZM239 137H240V136H239ZM251 137H252V135H251ZM0 138H1V137H0ZM6 138H7V137H6ZM6 138H5V139H6ZM57 138H58V137H56V139H57ZM59 138H60V136H59ZM168 138H169V136L167 137V139H168ZM172 138H171V140H172ZM178 138L180 139V136H179ZM216 138H217V137H216ZM243 138H244V137H243ZM246 138H245L244 140H246ZM253 138H254V137H253ZM63 139H65V138H63ZM88 139H89V136H88ZM104 139L106 140V138H104ZM151 139H152V138H151ZM169 139H170V138H169ZM169 139H168V140H169ZM220 139H221V138H220ZM227 139H228V137H227ZM230 139H232V137L229 138L228 140H230ZM239 139H241V138H239ZM13 140H14V139H13ZM16 140H17V139H16ZM68 140H69V139H68ZM84 140H85V139H84ZM93 140H95V139L93 138ZM93 140H92V141H93ZM131 140H132V139H131ZM174 140H175V142H174ZM228 140H227V141H228ZM2 141H3V139H2ZM5 141H6V140H5ZM47 141H48V140H47ZM95 141H96V140H95ZM98 141H99V140H98ZM100 141H101V139H100ZM102 141H103V140H102ZM144 141H145V140H144ZM217 141H218V138H217ZM39 142H40V141H39ZM125 142H126V141H125ZM180 142H181V144H182V140H181ZM222 142H223V141H222ZM222 142H220V144H222ZM228 142H229V141H228ZM2 143H4V142H2ZM2 143H1V145L4 146V144H2ZM20 143H21V142H20ZM34 143H35V142H34ZM49 143H50V141H49ZM54 143H56V141H54ZM64 143L67 144V142H65V141H64ZM95 143H96V142H95ZM128 143H129V142H128ZM166 143L164 142L165 145H166ZM224 143H225V141L223 142V144H224ZM229 143H230V142H229ZM259 143H260V142H258V144H259ZM21 144H22V143H21ZM21 144H20V145H21ZM56 144H58V143H56ZM60 144H61V143H60ZM66 144L63 145V146H66ZM69 144H70V142L68 143V145H69ZM153 144H154V143H153ZM164 144H163V142H162V145H164ZM231 144H232V143H231ZM231 144H230V145H231ZM263 144H264V143H263ZM32 145H33V144H32ZM42 145H43V144H42ZM130 145H131V143H130ZM165 145H164V146H165ZM167 145H168V144H167ZM228 145H229V144H228ZM236 145H237V144H236ZM54 146H55V145H54ZM60 146H61V145H60ZM63 146H62V147H63ZM70 146H71V145H70ZM92 146H93V145H92ZM97 146H98V145H97ZM123 146L125 147V145H123ZM149 146H150V145H149ZM158 146H160V145H158ZM31 147H32V146H31ZM35 147H36V146H35ZM37 147H38V146H37ZM44 147H45V146H44ZM44 147H43V148H44ZM52 147H53V146H51L50 148H52ZM55 147H56V146H55ZM87 147H89V146H87ZM129 147H130V146H129ZM147 147H148V146H147ZM179 147H180V146H179ZM262 147H263V145H262ZM262 147H261V148H262ZM32 148H33V147H32ZM56 148H57V147H56ZM148 148H149V147H148ZM152 148H153V147H152ZM165 148H166V147H165ZM255 148H256V147H255ZM261 148H260V149H261ZM263 148H264V147H263ZM52 149H53V148H52ZM63 149H66V148H63ZM28 150H29V149H28ZM48 150H49V147H48ZM54 150H55V149H54ZM58 150H59V149H58ZM86 150H87V149H86ZM157 150H158V148H157ZM162 150L165 151L166 149H162ZM171 150H173V148H172ZM188 150H189V149H188ZM261 150H262V149H261ZM46 151H47V149H46ZM56 151H57V149H56ZM56 151H55V152H56ZM60 151H61V150H60ZM164 151H163V152H164ZM166 151H167V150H166ZM255 151H256V150H255ZM50 152H52V151L50 150ZM53 152H54V151H53ZM57 152H59V151H57ZM62 152H63V151H62ZM94 152H95V150H94ZM101 152H102V151H101ZM171 152H172V151H171ZM174 152H175V151H174ZM259 152H260V151H258L257 154H259ZM263 152H264V151H263ZM263 152H262V153H263ZM59 153H61V152H59ZM91 153H92V152H91ZM139 153H140V151H139ZM161 153H162V152H161ZM161 153H160V154H161ZM168 153H169V152H168ZM168 153H167V155H168ZM175 153H176V152H175ZM236 153H238V151H237ZM260 153H261V152H260ZM34 154H35V152H34ZM47 154H48V153H47ZM50 154H51V153H50ZM85 154H86V153H85ZM96 154H97V153H96ZM98 154H100V153H98ZM160 154L158 153V156H161ZM163 154H164V153H163ZM179 154H180V153H179ZM191 154H192V153H191ZM195 154H196V153H195ZM241 154H242V153H241ZM248 154H250V153L248 152ZM252 154H253V152H252ZM252 154H251V155H252ZM255 154H256V153H255ZM255 154H254V155H255ZM53 155H55V153H54ZM89 155H90V153H89ZM100 155H101V154H100ZM124 155H126V153H125V154L123 153L122 156H124ZM137 155H138V153H137ZM137 155H136V156H137ZM254 155H253V156H254ZM260 155H261V154H260ZM263 155H264V153H263ZM49 156H50V155H49ZM51 156H52V154H51ZM57 156H58V155H57ZM138 156H139V155H138ZM151 156H152V155H151ZM153 156H154V155H153ZM153 156H152V157H153ZM156 156H157V154H156ZM171 156H172V155H171ZM171 156H170V157H171ZM185 156H187V155H185ZM189 156H190V155H189ZM194 156H195V155H194ZM196 156H197V155H196ZM239 156H241V155H239ZM257 156H259V155H257ZM6 157H7V156H6ZM6 157H5V158H6ZM90 157H91V155H90ZM124 157H125V156H124ZM170 157H169V159H170ZM173 157L175 158L176 156H173ZM190 157H191V156H190ZM192 157H193V155H192ZM192 157H191V158H192ZM242 157L244 158L243 155H242ZM246 157H247V155H246ZM262 157L264 158V156H262ZM262 157H261V158H262ZM45 158H46V156H45ZM51 158H52V157H50V159H51ZM97 158H98V157H97ZM99 158H100V157H99ZM130 158H131V157H130ZM159 158H160V157H159ZM174 158L172 159V161L174 160ZM196 158H197V157H196ZM253 158H254V157H253ZM256 158L258 159V157H256ZM259 158H260V157H259ZM7 159H8V158H7ZM16 159H17V158H16ZM92 159H93V157H92ZM135 159H136V158H135ZM175 159H177V158H175ZM193 159H194V157H193ZM197 159H198V158H197ZM200 159H201V158H199V160H200ZM241 159H242V158H241ZM247 159H249V158L247 157ZM247 159H246V160H247ZM46 160H47V159H46ZM128 160H129V159H128ZM133 160H134V159H133ZM139 160H140V158H139ZM144 160H145V159H144ZM156 160H157V159H156ZM182 160H184V159H182ZM202 160H203V159H201L200 161H202ZM227 160H230V159H227ZM249 160H251V158H250ZM49 161H50V160H49ZM146 161H148V160H146ZM225 161H226V160H225ZM239 161H240V160H239ZM263 161H264V159H263ZM132 162H133V161H132ZM136 162H137V161H136ZM140 162H141V161H140ZM157 162H158V161H157ZM163 162H165V161H163ZM185 162H186V161H185ZM185 162H184V163H185ZM228 162H229V161H228ZM240 162H241V161H240ZM240 162H237V163H240ZM8 163H9V162H8ZM46 163H48V162H46ZM50 163H51V161H50ZM102 163H105V162H102ZM108 163H109V162H108ZM110 163H111V162H110ZM159 163H160V162H159ZM169 163H170V162H168V165H169ZM179 163L182 164L180 161H179ZM237 163H236V165H235L236 167H237ZM247 163L249 164V162H247ZM58 164L60 165V163H58ZM97 164L101 165L100 163H97ZM112 164H113V163H112ZM116 164H117V163H116ZM116 164H115V165H116ZM130 164H131V163H130ZM145 164H147V163H145ZM148 164H149V161H148ZM162 164H163V167H165V164H164V163H162ZM205 164L207 165V163H205ZM230 164H231V163H230ZM250 164H251V162H250ZM250 164H249V165H250ZM48 165H49V164H48ZM103 165H104V164H103ZM125 165H126V164H125ZM160 165H161V164H160ZM228 165H229V163H228ZM239 165H241V164H239ZM244 165H245V164H244ZM97 166H98V165H97ZM101 166H102V165H101ZM133 166H134V165H133ZM194 166H195V165H194ZM235 166H234V167H235ZM251 166H252V165H251ZM253 166H254V165H253ZM253 166H252V167H253ZM260 166H261V165H259V167H260ZM262 166H263V165H262ZM104 167H105V166H104ZM106 167H108V164H107ZM106 167H105V168H106ZM110 167H111V166H110ZM216 167H217V166H216ZM234 167L231 168V169H236V170H237V168H236V167L234 168ZM254 167H255V166H254ZM256 167H257V166H256ZM24 168H26V167H24ZM48 168H49V167H48ZM111 168H112V167H111ZM138 168H140V166H139ZM167 168H168V167H167ZM176 168H177V167H176ZM249 168H250V167H249ZM29 169H30V168H29ZM100 169H101V167H100ZM100 169H99V170H100ZM106 169H107V168H106ZM117 169H118V168H117ZM131 169H132V168H131ZM135 169H136V168H135ZM155 169H156V168H155ZM155 169H154V170H155ZM218 169L221 170L220 173H221L222 170H223V168H221V167H218ZM224 169H225V168H224ZM244 169H245V168H244ZM246 169H247V168H246ZM30 170H31V169H30ZM97 170H98V169H97ZM4 171H5V170H4ZM94 171H95V170H94ZM114 171H115V170H114ZM171 171H172V170H171ZM173 171H174V170H173ZM205 171H206V173H208V175L210 176V178H213V179H217V178H219V179H221L222 186H223V182L226 181V180H228V179H227V175L224 176V175L219 174V170H218V171L214 170V172H212V170H207V169H206ZM215 171H216V173H215ZM242 171H243V170H242ZM246 171H247V170H246ZM249 171H250V170H249ZM249 171H248V172H249ZM257 171H259V170H257ZM257 171H254V172H257ZM263 171H264V170H263ZM32 172H33V171H32ZM127 172H128V171H127ZM140 172H141V171H140ZM157 172H158V171H157ZM217 172H218V173H217ZM232 172H233V171H232ZM160 173H161V172H160ZM174 173H175V172H174ZM240 173H241V172H240ZM258 173H259V172H258ZM123 174H125V173H123ZM194 174H195V173H194ZM223 174H224V171H223ZM243 174H244V173H243ZM243 174H242V175H243ZM251 174H252V173H251ZM111 175H112V174H111ZM126 175H127V173H126ZM126 175H125V176H126ZM128 175H129V173H128ZM130 175H132V174H130ZM133 175H134V174H133ZM133 175H132V176H133ZM170 175H171V173H170ZM191 175H192V174H191ZM200 175H201V174H200ZM238 175H240V174H238ZM254 175H255V174H254ZM262 175H263V174H262ZM16 176H17V175H16ZM115 176H116V175H115ZM168 176H169V175H168ZM240 176H241V175H240ZM240 176H239V177H240ZM18 177H19V174H18ZM37 177H38V175H37ZM119 177H120V176H119ZM134 177H135V176H134ZM134 177H133V178H134ZM170 177H171V176H170ZM187 177H188V175H187ZM199 177H201V176H199ZM206 177H207V176H206ZM239 177H237V178L239 179V181L242 180V179H240ZM258 177H259V176H258ZM31 178L34 179L32 176H31ZM60 178H61V177H60ZM109 178H111V177H109ZM121 178H122V176L120 177V179H121ZM129 178H130V177H129ZM131 178H132V177H131ZM157 178H158V177H157ZM182 178H184V177H182ZM210 178H209V179H210ZM224 178H225V180H224ZM234 178H235V177H234ZM241 178H242V177H241ZM243 178H244V177H243ZM248 178H249V177H248ZM248 178H245V179H248ZM252 178H253V177H252ZM117 179H118V178H117ZM123 179H124V178H123ZM123 179H122V180H123ZM125 179H128V177H127V178L125 177ZM154 179H155V178H154ZM190 179H192L191 176H190ZM209 179H207V180L209 181ZM235 179H236V178H235ZM29 180H30V179H29ZM128 180H129V179H128ZM133 180H134V179H133ZM135 180H136V179H135ZM137 180H138V179H137ZM195 180H196V179H195ZM211 180H212V179H211ZM257 180H258V178H257ZM263 180H264V179H263ZM43 181H44V180H43ZM46 181H47V180H46ZM46 181H45V183H46ZM49 181H50V180H49ZM49 181H48V182H49ZM126 181H127V180H126ZM126 181H125V182H126ZM130 181H131V180H130ZM174 181H175V180H174ZM180 181H181V180H180ZM199 181H200V180H199ZM250 181H251V180H250ZM258 181H259V180H258ZM26 182H27V181H26ZM48 182H47V183H48ZM105 182H106V181H105ZM108 182H109V181H108ZM114 182H115V181H114ZM122 182H123V181H122ZM127 182H128V181H127ZM133 182H134V181H132V183H133ZM162 182H163V181H162ZM189 182H190V181H189ZM193 182H195V181H193ZM193 182H192V183H193ZM212 182H213V181H212ZM217 182H218V181H217ZM243 182H244V181H243ZM251 182H252V181H251ZM254 182H255V180H254ZM262 182H263V181H262ZM117 183H118V182H117ZM179 183H180V182H179ZM197 183H198V182H197ZM201 183H203V182H201ZM207 183H208V182H207ZM248 183H249V181H248ZM257 183H258V182H257ZM8 184H9V182H8ZM38 184H39V183H38ZM54 184H56V183H54ZM107 184H108V183H107ZM119 184H120V183H119ZM127 184H129V183H127ZM150 184H151V183H150ZM176 184H177V183H176ZM182 184H183V183H182ZM215 184H216V186H217V183H215ZM218 184H219V183H218ZM224 184H225V183H224ZM4 185H6V182H5ZM4 185H3V186H4ZM48 185H49V184H48ZM120 185H121V184H120ZM125 185H126V184H125ZM125 185H123V186H125ZM130 185H131V184H130ZM177 185H178V184H177ZM236 185H237V184H236ZM249 185H250V183H249ZM253 185H254V183H253ZM255 185H256V183H255ZM262 185H263V184H262ZM3 186H2V187H3ZM6 186H7V185H6ZM49 186H51V185H49ZM170 186H171V185H170ZM184 186H185V184H184ZM192 186H194V185H192ZM257 186H258V184H257ZM257 186H256V187H257ZM259 186H261V184H260ZM259 186H258V187H259ZM128 187H129V186H128ZM128 187H127V185H126V188H128ZM130 187H131V186H130ZM132 187H134V186H132ZM142 187H144V186H142ZM145 187H146V185H145ZM167 187H169V185L166 186V188H167ZM219 187H220V186H219ZM224 187H225V186H224ZM224 187H223V188H224ZM258 187H257V189H258ZM262 187H263V186H262ZM0 188H1V187H0ZM50 188H52V187H50ZM60 188H61V187H60ZM115 188H116V187H115ZM153 188H154V187H153ZM195 188H196V187H195ZM199 188H200V186H199ZM220 188H221V187H220ZM225 188H226V187H225ZM228 188H231V187H228ZM228 188H227V189H228ZM263 188H264V187H263ZM46 189H47V188H46ZM48 189H49V188H48ZM137 189H139V188H137ZM141 189H143V188H141ZM192 189H194V188H192ZM209 189H211V188H209ZM212 189H213V188H212ZM216 189H218V187H217ZM227 189H226V191H227ZM250 189H251V187H250ZM250 189H248V190H250ZM0 190H1V189H0ZM40 190H41V189H40ZM51 190H53V189H51ZM135 190H136V189H135ZM259 190H260V188H259ZM261 190H262V188H261ZM137 191H139V190H136L135 192L137 193ZM141 191H142V190H141ZM180 191H181V190H180ZM203 191H204V190H203ZM228 191H229V190H228ZM251 191H252V189H251ZM253 191H254V190H253ZM115 192H116V190H115ZM135 192H134V193H135ZM144 192H146V191H144ZM189 192H190V191H189ZM206 192H207V191H206ZM223 192H224V191H223ZM256 192H257V191H256ZM258 192H259V191H258ZM263 192H264V191H263ZM16 193H17V192H16ZM139 193H140V192H139ZM183 193H184V192H183ZM229 193H230V192H229ZM190 194H191V193H190ZM203 194H204V193H203ZM205 194H206V193H205ZM209 194H210V192H209ZM209 194H207V195H209ZM1 195H2V194H1ZM123 195H124V194H123ZM137 195H138V193H137ZM141 195H142V193H141ZM153 195H155V194H153ZM164 195H165V194H164ZM164 195H163V196H164ZM224 195H225V194H224ZM23 196H24V195H23ZM26 196H27V195H26ZM145 196H146V195H145ZM155 196H156V195H155ZM187 196H188V195H187ZM209 196H210V195H209ZM209 196H208V197H209ZM218 196H220V195H218ZM218 196H217V197H218ZM225 196H226V195H225ZM229 196H230V195H229ZM2 197L6 198L5 196H2ZM21 197H22V196H21ZM24 197H25V196H24ZM131 197L133 198V196H131ZM131 197H130V198H131ZM153 197H154V196H153ZM166 197H167V196H166ZM168 197H169V196H168ZM197 197H198V196H197ZM199 197H200V196H199ZM227 197H228V196H227ZM233 197H234V196H233ZM236 197H237V196H236ZM137 198H138V197H137ZM149 198H150V197H149ZM149 198H148V201H149ZM171 198H172V197H171ZM195 198H196V197H195ZM219 198H220V197H219ZM231 198H232V197H231ZM8 199H9V198H8ZM17 199H18V197H17ZM23 199H24V198H23ZM25 199H26V198H25ZM27 199H28V198H27ZM142 199H143V196H142ZM154 199H155V198H154ZM183 199H185V198H183ZM196 199H197V198H196ZM200 199H201V198H200ZM211 199H212V198H211ZM211 199H210V201H211ZM220 199H221V198H220ZM247 199H248V198H247ZM260 199H262V198H260ZM88 200H89V199H88ZM136 200H138V199H136ZM166 200H167V198H166ZM187 200H189V199H187ZM193 200H194V199H193ZM202 200H205V198L202 199ZM214 200H215V198L213 199V201H214ZM243 200H244V199H243ZM249 200H250V199H249ZM249 200H248V201H249ZM130 201H131V200H130ZM134 201H135V200H134ZM139 201H140V200H139ZM146 201H147V200H146ZM151 201H152V200H150L149 202H151ZM154 201H155V200H154ZM161 201H162V200H161ZM161 201H160V203H161ZM207 201H209V200H207ZM215 201H216V200H215ZM252 201H255V200H252V199H251V202H252ZM256 201H257V200H256ZM261 201H262V200H261ZM27 202H29V201H27ZM140 202H142V201H140ZM149 202H146V203H149ZM165 202H166V201H165ZM62 203H63V202H62ZM133 203H134V205H135L136 202H132L131 205H132ZM206 203H207V202H205L204 205H206ZM208 203H209V202H208ZM208 203H207V204H208ZM220 203H221V202H220ZM244 203H245V202H244ZM247 203H248V202H247ZM257 203H260V202H257ZM262 203H264V201H263ZM262 203H260V204H262ZM24 204H26V203H24ZM27 204H28V203H27ZM35 204H36V202H35ZM52 204H53V203H52ZM144 204H145V203H144ZM154 204H156V203L154 202ZM154 204H152V205L154 206ZM161 204H162V203H161ZM231 204H232V203H231ZM149 205H150V204H149ZM149 205H147V206H149ZM172 205H173V203H172ZM187 205H188V204H187ZM195 205H196V204H195ZM204 205L201 204V205H200V208H201V209H202V208L204 209ZM218 205H219V203H218ZM222 205H223V204H222ZM242 205H243V204H242ZM248 205H249V204H248ZM258 205H259V204H258ZM262 205H263V204H262ZM262 205H259V206L261 207ZM3 206H4V205H3ZM28 206H30V205H28ZM28 206H27V207H28ZM128 206H129V205H128ZM132 206H133V205H132ZM145 206H146V204H145ZM147 206H146V208H147ZM153 206H151V207H153ZM179 206H181V204H180ZM202 206H203V207H202ZM207 206H208V205H207ZM207 206H206V207H207ZM223 206H224V205H223ZM244 206H245V205H244ZM249 206H250V205H249ZM255 206H256V205H255ZM143 207H144V206H143ZM149 207H150V206H149ZM177 207H178V206H177ZM177 207H176V208H177ZM197 207H199L198 204H197ZM197 207H196V208H197ZM206 207H205V209H206ZM224 207H225V206H224ZM231 207H232V206H231ZM262 207H263V206H262ZM262 207H261V209H262ZM39 208H40V207H39ZM45 208H46V207H45ZM47 208H48V207H47ZM85 208H86V207H85ZM85 208H84V209H85ZM162 208H163V206H162ZM162 208H161V209H162ZM212 208H213V207H212ZM254 208H256V207H253V210H254ZM26 209H27V208H26ZM95 209H96V208H95ZM128 209L130 210V208H128ZM131 209H132V208H131ZM147 209H148V208H147ZM150 209H153V208H149V210H150ZM154 209H156V206L154 207ZM166 209H167V208H166ZM194 209H195V208H194ZM210 209H211V208L208 207L206 210L211 211L212 209H211V210H210ZM213 209H214V208H213ZM215 209H216V208H215ZM220 209H221V207H220ZM249 209H251V208H249ZM249 209H248V210H249ZM6 210H7V209H6ZM82 210H83V209H82ZM122 210H123V209H122ZM129 210L127 211L126 208H125V210H123V212L125 211L123 217L126 218V220H125V218H124L123 221H122V220H118V218H120V216H122L121 213H123V212L120 213L121 215H120V214H119V215L116 214V216L118 215L117 218L114 217L115 214H113V215H114V216H113V217H114L113 220L115 219L113 222H116V221H117V222H119V224H120V226H119V228H120L119 231H120V230L124 231V230H126L127 228H129L128 226L131 225L130 223H131L132 220H133V219L131 220V218H132V217L135 218L134 215H133V216L131 215V213L129 212ZM145 210H146V209H145ZM182 210H183V209H181L180 211H182ZM192 210H193V209H192ZM199 210H200V209H199ZM248 210H247V211H248ZM257 210H258V209L256 208L255 211H257ZM263 210H264V208H263ZM45 211H46V210H45ZM89 211H90V210H89ZM94 211H95V210H94ZM97 211H99V210H97ZM116 211H117V210H116ZM118 211H119V210H118ZM120 211H121V210H120ZM120 211H119V212H120ZM126 211H127V212H126ZM133 211H134V209H133ZM133 211L131 210V212H133ZM138 211H139V209H138ZM151 211H152V210H151ZM151 211H150V212H151ZM154 211H155V210H154ZM154 211H152L153 213L151 212L152 214H151L149 211H147V210L144 211V212H145V213L148 212V213H150L151 215H155V212H154ZM156 211L158 212V210H156ZM174 211L176 212V210H174ZM174 211H172V213H173ZM185 211H187L186 208H185ZM197 211H198V210H197ZM204 211H205V210H204ZM212 211H213V210H212ZM228 211H229V210H228ZM233 211H234V210H233ZM250 211H252V210H250ZM255 211H254V212H255ZM16 212H17V211H16ZM119 212H118V213H119ZM134 212H135V211H134ZM134 212H133V213H134ZM144 212H143V213H144ZM157 212H156V214H157ZM163 212H164V211H163ZM163 212H162V213H163ZM178 212H179V211H178ZM178 212H177L176 214H178ZM206 212H207V211H206ZM221 212H222V211H221ZM241 212H242V211H241ZM0 213H1V211H0ZM52 213H53V212H52ZM93 213H94V212H93ZM113 213H114V212H113ZM125 213H127V215H125ZM128 213L131 215L130 218L128 217V216H129ZM135 213H137V212H135ZM143 213H142V214H143ZM158 213H159V212H158ZM162 213H161V214H162ZM166 213H167V212H166ZM182 213H183V211H182ZM189 213H190V212H189ZM207 213H208V212H207ZM211 213H212V212H211ZM211 213H210V215H211ZM219 213H220V212H219ZM234 213H235V212H234ZM251 213H253V212H251ZM256 213L258 214L257 216H259V218H260V217H261V215L259 214L260 212L258 211V212H256ZM36 214H38V213H36ZM48 214H49V213H48ZM107 214H108L109 216L111 215V213H110V214L107 213ZM150 214H149V215H150ZM163 214H164V213H163ZM179 214H180V213H179ZM179 214H178V215H179ZM186 214H188V212H187V213L185 212V216H189V215H186ZM254 214H255V213H254ZM254 214H253V215H254ZM261 214L263 215L264 213L262 212ZM80 215L84 217V215H82V214H79V217H80ZM143 215H144V214H143ZM167 215H169V214H167ZM167 215L165 214V216H167ZM172 215H173V214H172ZM172 215H171L170 217L175 216V213H174L173 216H172ZM180 215H182V214H180ZM183 215H184V214H183ZM225 215H226V213H225ZM238 215H239V214H238ZM249 215H250V214H249ZM255 215H256V214H255ZM39 216H40V215H39ZM126 216L131 220V222L129 221V219H127ZM147 216H148V215H147ZM147 216H146V217H147ZM157 216H160V215H157ZM157 216H156V217H157ZM190 216H191V215H190ZM190 216H189V217H190ZM218 216H220V215H218ZM218 216H217V217H218ZM251 216H252V215H251ZM41 217H42V216H41ZM79 217H78V218H79ZM143 217H144V216H143ZM163 217H164V216H163ZM170 217H169V218H170ZM181 217H182V216H181ZM192 217H193V216H192ZM194 217H195V216H194ZM214 217H215V216H214ZM238 217H239V216H238ZM243 217H244V216H243ZM262 217H263V216H262ZM4 218H5V217H4ZM53 218H54V217H53ZM102 218H103V217H102ZM104 218H105V217H104ZM121 218H122V217H121ZM150 218H152V216H150ZM160 218L162 219V217H160ZM183 218H185V220H186V217H183ZM190 218H191V217H190ZM219 218H220V217H219ZM219 218H218V219H219ZM233 218H234V217H233ZM100 219H101V218H100ZM100 219H99V220H100ZM165 219L167 220V218H165ZM172 219H173V221H174L175 218H171V220H172ZM179 219H181V218L179 217ZM214 219H215V221H213L214 224H215L216 220H217V222L220 220V219H219V220L216 219V217H215ZM226 219H227V218H226ZM231 219H232V218H231ZM240 219H241V218H240ZM240 219H239V220H240ZM244 219H245V218H244ZM251 219H252V217H251ZM254 219H255V217H254ZM50 220H51V219H50ZM52 220H53V219H52ZM81 220H83V219H81ZM84 220H85V219H84ZM95 220H96V219H95ZM99 220H98V223H99ZM106 220H107V218H105V221H106ZM110 220H111V219H110ZM110 220H109V221H110ZM182 220H183V219H182ZM221 220H222V219H221ZM221 220L218 222V223H220V224H219L220 227H221ZM223 220H224V219H223ZM234 220H236V219H234ZM239 220H238V221H239ZM256 220H257V219H256ZM256 220H255V221H256ZM262 220H264V219H262ZM262 220H261V221H262ZM77 221H78V220H77ZM109 221L104 222V223H103V221H100L99 224H100V225H101V224H102V225H104V224L106 225V223H108ZM121 221H122V222H121ZM124 221H125V222H128V223H126V224L124 225ZM133 221H135V220H133ZM144 221H146V220H144ZM168 221L170 222V220H167V223L164 222V224H165V223L168 224ZM177 221H178V219H177ZM179 221H180V220H179ZM238 221H237V225H238V223H239ZM54 222H55V221H54ZM92 222H93V221H92ZM95 222H96V221H95ZM120 222L123 223V224H121ZM152 222H153V221L151 220V223H152ZM159 222H160V221H158V223H159ZM171 222H172V221H171ZM188 222H189V221H188ZM197 222H198V221H197ZM197 222H196V223H197ZM207 222H208V220H207ZM209 222H210V220H209ZM213 222H212V220H211L210 223L212 224ZM217 222H216V224L218 225ZM225 222H226V221H225ZM250 222H251V221H250ZM12 223H13V222H12ZM18 223H19V222H18ZM32 223H33V222H32ZM51 223H52V222H51ZM96 223H97V222H96ZM96 223H95V225H94V223H91V224H93V226H92L91 224L89 225V227L92 226L90 230H92V229H97V228H98L99 225L96 224ZM110 223H111V222H110ZM110 223H108V224L110 225ZM156 223H157V222H156ZM175 223H176V221H175ZM180 223H181V222H180ZM180 223H179V225H180ZM194 223H195V222H194ZM199 223H200V222H199ZM199 223H198V224H199ZM228 223H229V222L227 221V224H228ZM234 223H235V222H234ZM240 223H241V222H240ZM240 223H239V226H238V227H241L242 224H244V223L242 222L241 225H240ZM246 223H247V222H246ZM260 223H261V222H260ZM262 223H263V222H262ZM48 224H49V223H48ZM52 224H53V223H52ZM52 224H51V225H52ZM108 224H107V225H108ZM112 224H113V223H112ZM112 224H111V226H109V225H108V226L106 225V226L109 227V229H111V227L113 226ZM119 224H118V225H119ZM127 224H128V225H127ZM142 224H143V223H142ZM142 224H141V225H142ZM145 224H148V223H145ZM159 224H160V223H159ZM162 224H163V219H162V223H161V225H162ZM170 224H171V223H170ZM177 224H178V223H177ZM183 224H184V223H183ZM200 224L202 225L203 222L200 223ZM207 224H208V223H207ZM222 224H223V223H222ZM227 224H225L226 227H227ZM229 224H230V223H229ZM232 224H233V223H232ZM45 225H46V224H45ZM59 225H60V224H59ZM78 225H79V224H78ZM84 225H86V224H84ZM96 225H97V227H96ZM105 225H104V226H105ZM114 225H117V224H114ZM121 225H124V227L127 226V228L124 229L123 227H121ZM132 225H133V223H132ZM196 225H197V224H196ZM203 225H204V227H206L205 224H203ZM252 225H253V224H252ZM29 226H30V225H29ZM49 226H50V225H48V227H49ZM87 226H88V225H87ZM94 226H95V228H93ZM106 226H105V227H106ZM189 226H190V225H189ZM192 226H193V225H192ZM211 226H212V225H211ZM222 226H223V229H220V227H219L218 229H220V230H218V231L220 232L221 230H223L222 234H224V235H223L224 237H223V236H222V237L224 238V240L220 239V238H221V236H220L221 233L218 232V234H217V233L214 232L215 235H214V234L212 235L213 240L211 239L212 242L210 241V243H213V241L215 240L214 237H216V239L219 238V239L221 240L220 242H222V241L225 242V239H226V240L228 241V242H227V245H228V243H229V240H228V239H229L230 237H229V238L227 237L228 234L225 235V234L228 233V232H226V230H224V229H225V226H224V225H222ZM235 226H236V225H235ZM235 226H234V228H235ZM247 226H248V225H247ZM258 226H259V225H258ZM38 227H39V226H38ZM40 227H41V226H40ZM43 227H44V226H43ZM48 227H47V228H48ZM116 227H117V226H116ZM197 227H198V226H197ZM208 227H209V226H208ZM212 227H213V226H212ZM215 227H216V226H215ZM215 227H214V228H215ZM230 227H231V226H228V227H227L229 231H230V229H231L233 226H232L231 228H230ZM243 227H244V225H243ZM249 227H250V225H249ZM262 227H263V226H262ZM18 228H19V227H18ZM44 228H45V227H44ZM72 228H73V227H72ZM78 228H79V227H78ZM102 228H103V227H102ZM113 228H114V226L112 227V230H114ZM214 228H213V229H210V230H214ZM221 228H222V227H221ZM236 228H237V227H236ZM236 228H235V229H236ZM246 228H247V227H246ZM251 228H252V226H251ZM256 228H257V227H256ZM21 229H22V228H21ZM28 229H29V228H28ZM36 229H37V228H36ZM74 229H75V228H74ZM85 229L89 230V229L86 228V227H85ZM85 229H81V230H84V231H85ZM206 229H207V228H206ZM216 229H217V228H216ZM216 229H215V230H216ZM235 229H234V230H235ZM241 229H242V228H240V230H241ZM249 229H250V228H249ZM41 230H43V229H41ZM105 230H106V229H105ZM107 230H108V228H107ZM208 230H209V229H208ZM236 230H237V229H236ZM240 230H238V231L240 232ZM258 230H259V229H258ZM63 231H64V230H63ZM75 231H76V230H75ZM238 231H237L236 233H238ZM251 231H252V229H251ZM262 231H263V230H262ZM262 231H261V232H262ZM12 232H13V231H12ZM71 232H72V231H71ZM80 232H81V231H80ZM216 232H217V231H216ZM225 232H226V233H225ZM233 232L235 233V231L232 230V233H233ZM245 232H246V230H245ZM247 232H250V230L247 231ZM261 232H260V233H261ZM66 233H68V232H66ZM212 233H213V232H212ZM230 233H231V232H230ZM253 233H255V232L253 231ZM253 233H252V234H253ZM257 233H258V232H257ZM3 234H4V233H3V232L1 231V229H0V240L5 239V235H3ZM58 234H60V233H58ZM70 234H71V233H70ZM74 234H77V233H74ZM216 234H217V235H216ZM219 234H220V235H219ZM245 234H248V233H245ZM255 234H256V233H255ZM261 234H262V233H261ZM67 235H68V234H67ZM207 235H208V234H207ZM218 235H219V236H218ZM230 235H231V234H230ZM259 235H260V234H259ZM205 236H206V235H205ZM232 236L235 237L233 234H232ZM248 236H249V235H248ZM248 236H246V239H245V240H247ZM250 236H251V235H250ZM250 236H249V237H250ZM254 236H256V238H257L258 234H257V235H254V234H253V236H252L253 239L255 238ZM263 236H264V235H263ZM58 237H59V236H58ZM207 237H208V236H207ZM212 237H211V238H212ZM241 237H242V236H241ZM241 237H239V238H241ZM252 237H251V238H252ZM6 238H7V237H6ZM47 238H48V237H47ZM237 238H238V236H237ZM239 238H238V240H239ZM260 238H262V237H260ZM260 238H259V239H256V240H260ZM248 239H249V238H248ZM230 240H231V238H230ZM263 240H264V238H263ZM217 241H218V240H217ZM243 241H244V240H243ZM243 241H242V242H243ZM247 241H248V240H247ZM247 241H245V243H244L245 245H246V242H247ZM254 241H255V240H254ZM23 242H24V243H27L28 240L25 239V240H23ZM218 242H219V241H218ZM256 242H257V241H256ZM256 242H255V243L253 242L254 245L256 244ZM258 242H259V244H258V246H259V245H261L260 243H263L264 241L261 240V242H260V241H258ZM231 243H233V241H232ZM234 243H235V242H234ZM234 243H233V245H234ZM251 243H252V241H251ZM251 243H250V246H251L250 248H252V245H253V244H251ZM6 244H7V243H6ZM6 244H5V245H6ZM42 244H45V243H42ZM225 244H226V243H225ZM225 244H224V245H225ZM241 244H242V243H241ZM10 245H11V244H10ZM33 245H35V243H34ZM36 245H38V244H36ZM46 245H47V244H46ZM230 245H231V244H230ZM233 245H232V247H231L230 249H232V248L235 249V247H233ZM236 245H238V244L236 243ZM245 245H243L242 248H244ZM40 246H41V244H40ZM44 246H45V245H44ZM92 246H93V245H92ZM98 246H99V245H98ZM208 246H209V245H208ZM220 246H221V245H220ZM241 246H242V245H241ZM258 246H256V247H257L256 250H259V249L262 247V246H261V247L259 246L260 248L258 249ZM22 247H23V245H22ZM41 247H42V246H41ZM222 247H223V246H222ZM228 247H229V246H227V250H228ZM236 247H238V246H236ZM256 247H254L253 250H255ZM26 248H27V244H26ZM33 248H34V247H33ZM101 248H102V247H101ZM101 248H100V249H101ZM218 248H219V247H218ZM97 249H98V248H97ZM216 249H217V248H216ZM230 249H229V250H230ZM247 249H248V245L246 246V250H247ZM262 249H263V248H262ZM40 250H41V249H40ZM102 250H103V249H102ZM102 250H100V251H102ZM98 251H99V249H98ZM219 251H220V249H219ZM249 251H250V250H249ZM32 252H33V251H32ZM36 252H38V251H36ZM42 252L45 253V251H42ZM231 252H233V250H232ZM235 252H236V249H235ZM243 252H244V254H246V253H245V250H243ZM246 252H247V251H246ZM251 252H253V251H251ZM254 252H255V251H254ZM254 252H253V253H254ZM260 252H261V251H260ZM39 253H40V252H39ZM100 253H101V252H100ZM219 253L222 254L221 252H219ZM225 253H226V252H225ZM253 253H252V254H253ZM257 253H258V251H257ZM89 254H90V253H89ZM97 254H98V253H97ZM244 254H243V255H244ZM263 254H264V253H263ZM34 255H36V254H34ZM216 255H217V254H216ZM230 255H232V258H233V257H236V256H235L236 253H235L234 256H233V254H231V253H230ZM230 255H229V256H230ZM243 255H242V256H243ZM246 255H247V254H246ZM246 255H245V256H246ZM41 256H42V255H41ZM44 256H45V255H44ZM44 256H43V257H44ZM226 256H227V255H226ZM260 256H261V255H260ZM230 257H231V256H230ZM230 257H229V258H230ZM243 257H244V256H243ZM248 257H250V256L248 255ZM253 257H254V256H253ZM45 258H46V257H45ZM222 258H223V257H222ZM229 258H228V259H229ZM246 258H247V256H246ZM246 258H244V259H246ZM257 258H258V256H257ZM223 259H224V258H223ZM223 259H222V260H223ZM259 259H260V257H259ZM13 260H14V259H13ZM217 260H218V258H217ZM231 260H232V259H230V260H228V261H231ZM242 260H243V259H242ZM249 260H250V258H249ZM257 260H258V259H257ZM2 261H3V260H2V258L0 257V264H2ZM44 261H45V260H44ZM223 261H225V259H224ZM223 261H222V262H223ZM233 261H234V259H233ZM245 261H246V260H245ZM231 262H232V261H231ZM249 262H251V261H249ZM254 262H256V264H258V263H257L258 261H255V259H254ZM254 262H252L251 264H253ZM99 263H100V262H99ZM99 263H98V264H99ZM234 263H235V261H234L233 263H231V264H234ZM247 263H248V262H247ZM29 264H30V263H29ZM217 264H218V263H217ZM254 264H255V263H254Z\"/></svg>", "mask_w": 264, "mask_h": 264}, {"label": "snow or ice", "instance_id": "3", "mask_svg": "<svg viewBox=\"0 0 264 264\" xmlns=\"http://www.w3.org/2000/svg\"><path fill=\"white\" fill-rule=\"evenodd\" d=\"M137 7H139V6H137ZM148 20H149V22L158 23L155 21L154 17H148Z\"/></svg>", "mask_w": 264, "mask_h": 264}]
</instances>
